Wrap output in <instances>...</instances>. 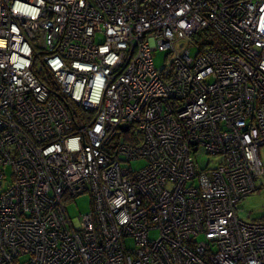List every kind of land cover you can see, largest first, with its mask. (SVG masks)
<instances>
[{
	"label": "built area",
	"instance_id": "2783aa9c",
	"mask_svg": "<svg viewBox=\"0 0 264 264\" xmlns=\"http://www.w3.org/2000/svg\"><path fill=\"white\" fill-rule=\"evenodd\" d=\"M262 147L264 0H0V264H264Z\"/></svg>",
	"mask_w": 264,
	"mask_h": 264
},
{
	"label": "rangeland",
	"instance_id": "374dc122",
	"mask_svg": "<svg viewBox=\"0 0 264 264\" xmlns=\"http://www.w3.org/2000/svg\"><path fill=\"white\" fill-rule=\"evenodd\" d=\"M165 49H154L153 61L160 68L163 67L167 60ZM194 53V48L191 49ZM123 136V134H122ZM261 158L264 163V148L261 149ZM145 162V158H135L130 161L131 165H141ZM65 206L70 215H76L82 211H86L92 207V195L86 190L79 194L65 197ZM236 212L239 216L252 219L264 213V172L257 174L256 187L249 193L243 195L236 204ZM157 230L152 229L150 235H156Z\"/></svg>",
	"mask_w": 264,
	"mask_h": 264
},
{
	"label": "water",
	"instance_id": "95a60500",
	"mask_svg": "<svg viewBox=\"0 0 264 264\" xmlns=\"http://www.w3.org/2000/svg\"><path fill=\"white\" fill-rule=\"evenodd\" d=\"M127 125H128L127 122H123V123L120 124V126H121L122 128H127Z\"/></svg>",
	"mask_w": 264,
	"mask_h": 264
},
{
	"label": "trees",
	"instance_id": "16d2710c",
	"mask_svg": "<svg viewBox=\"0 0 264 264\" xmlns=\"http://www.w3.org/2000/svg\"><path fill=\"white\" fill-rule=\"evenodd\" d=\"M255 219H263L264 218V213H262L260 216L254 217Z\"/></svg>",
	"mask_w": 264,
	"mask_h": 264
}]
</instances>
